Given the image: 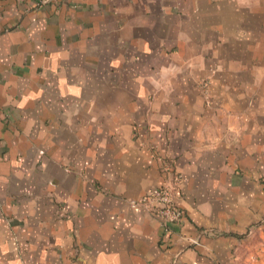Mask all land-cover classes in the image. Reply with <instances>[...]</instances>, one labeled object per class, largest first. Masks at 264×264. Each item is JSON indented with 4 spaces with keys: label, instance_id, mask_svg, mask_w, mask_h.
<instances>
[{
    "label": "crops",
    "instance_id": "obj_1",
    "mask_svg": "<svg viewBox=\"0 0 264 264\" xmlns=\"http://www.w3.org/2000/svg\"><path fill=\"white\" fill-rule=\"evenodd\" d=\"M0 0V264H264V0ZM179 174V222L132 206Z\"/></svg>",
    "mask_w": 264,
    "mask_h": 264
},
{
    "label": "built area",
    "instance_id": "obj_2",
    "mask_svg": "<svg viewBox=\"0 0 264 264\" xmlns=\"http://www.w3.org/2000/svg\"><path fill=\"white\" fill-rule=\"evenodd\" d=\"M41 2L42 0H37L35 3L40 4ZM162 168L169 175L168 181L160 186L150 188L141 197L132 199L129 203L132 206L151 207L160 217L164 229H168L171 224L179 222L182 216V211L175 203L180 177L169 161H163Z\"/></svg>",
    "mask_w": 264,
    "mask_h": 264
}]
</instances>
